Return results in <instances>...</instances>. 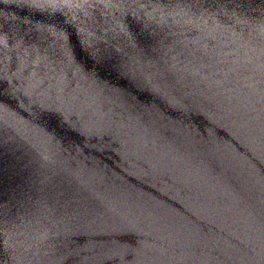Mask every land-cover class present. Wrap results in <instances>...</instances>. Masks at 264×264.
Segmentation results:
<instances>
[{
	"label": "water",
	"instance_id": "water-1",
	"mask_svg": "<svg viewBox=\"0 0 264 264\" xmlns=\"http://www.w3.org/2000/svg\"><path fill=\"white\" fill-rule=\"evenodd\" d=\"M0 264H264V0H0Z\"/></svg>",
	"mask_w": 264,
	"mask_h": 264
}]
</instances>
